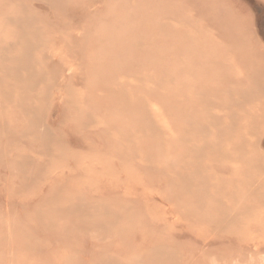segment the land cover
<instances>
[{
    "label": "rangeland",
    "instance_id": "rangeland-1",
    "mask_svg": "<svg viewBox=\"0 0 264 264\" xmlns=\"http://www.w3.org/2000/svg\"><path fill=\"white\" fill-rule=\"evenodd\" d=\"M0 264H264V0H0Z\"/></svg>",
    "mask_w": 264,
    "mask_h": 264
}]
</instances>
